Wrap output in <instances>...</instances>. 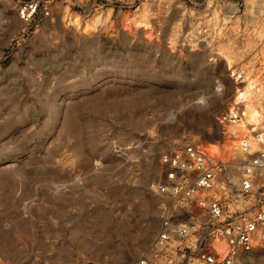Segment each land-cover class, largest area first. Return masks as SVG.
Here are the masks:
<instances>
[{
	"label": "rangeland",
	"instance_id": "374dc122",
	"mask_svg": "<svg viewBox=\"0 0 264 264\" xmlns=\"http://www.w3.org/2000/svg\"><path fill=\"white\" fill-rule=\"evenodd\" d=\"M66 8L113 15L85 30ZM138 10L152 32L121 23ZM52 12L26 25L0 0V264H138L168 206L152 188L162 155L222 151L230 106L260 116L243 121L240 149L264 134V0H58ZM244 264H264V248Z\"/></svg>",
	"mask_w": 264,
	"mask_h": 264
},
{
	"label": "built area",
	"instance_id": "2783aa9c",
	"mask_svg": "<svg viewBox=\"0 0 264 264\" xmlns=\"http://www.w3.org/2000/svg\"><path fill=\"white\" fill-rule=\"evenodd\" d=\"M13 1L18 18L30 25L52 18L58 0ZM241 119L239 111L223 123ZM256 142L243 143L239 157L228 162L194 143L162 155L164 179L152 188L168 206L138 264H244L264 235V136ZM217 240L225 250L217 249Z\"/></svg>",
	"mask_w": 264,
	"mask_h": 264
},
{
	"label": "bare ground",
	"instance_id": "6f19581e",
	"mask_svg": "<svg viewBox=\"0 0 264 264\" xmlns=\"http://www.w3.org/2000/svg\"><path fill=\"white\" fill-rule=\"evenodd\" d=\"M113 15V10L108 9L106 11H101L93 15L89 20H83L80 18V16L72 14L68 8L65 9L64 12V20L67 21L69 26H74L77 28H83L85 30L88 29H94L99 25L104 24L108 19H110ZM121 23L124 24L127 28H130L132 30H140L142 28H147L150 32H152V27L150 25L151 21L149 17L143 15L140 13V11H135L133 13H123L121 15ZM225 58L230 63V59H228L226 56ZM236 79V83L241 84L245 82L242 75H239L237 73H233ZM248 99V92L246 91V87L244 88H237L236 95H235V103L237 102H245ZM241 112L242 119L235 122H226L225 126V145L222 151H213L211 149H208L206 145H203L204 148L213 156H215L218 160L228 162L232 158L239 157V154H241L240 149V142L239 138H241L246 128L243 121L250 120L255 123H258L260 121V116L258 112L255 110L253 106H242V109H240L238 106H230L228 110V114L226 115L227 120L231 118V116L237 114L238 112ZM243 112V114H242ZM255 126V125H254ZM257 135H255V140ZM260 136H264V134H261ZM252 145V144H251ZM257 142L255 141V144L253 146L257 147ZM235 155V156H234ZM259 242L255 245V250H259L260 248H264V235L260 238ZM215 246L219 250H225L226 245L224 241L217 240L215 242Z\"/></svg>",
	"mask_w": 264,
	"mask_h": 264
}]
</instances>
